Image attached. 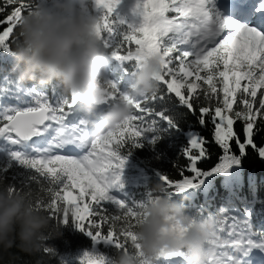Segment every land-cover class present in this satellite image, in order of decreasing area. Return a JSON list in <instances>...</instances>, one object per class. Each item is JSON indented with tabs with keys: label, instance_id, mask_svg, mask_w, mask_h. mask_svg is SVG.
Segmentation results:
<instances>
[{
	"label": "snow or ice",
	"instance_id": "obj_1",
	"mask_svg": "<svg viewBox=\"0 0 264 264\" xmlns=\"http://www.w3.org/2000/svg\"><path fill=\"white\" fill-rule=\"evenodd\" d=\"M85 2L111 53L105 106L127 99L124 89L145 53L160 58L159 87L97 135L76 94L15 77L19 18L36 2L0 0V184L30 197L35 185L37 207L58 224L72 220L91 240L80 264H111L117 250L139 249L132 229L152 180L163 182L184 212L214 218L209 264H264V176L258 181L244 167L249 149L264 160V0ZM145 148L150 155L129 164ZM174 226L183 227L179 220ZM42 253L56 254L48 245ZM141 264L149 262L141 257ZM153 264L186 260L178 250Z\"/></svg>",
	"mask_w": 264,
	"mask_h": 264
},
{
	"label": "clouds",
	"instance_id": "obj_2",
	"mask_svg": "<svg viewBox=\"0 0 264 264\" xmlns=\"http://www.w3.org/2000/svg\"><path fill=\"white\" fill-rule=\"evenodd\" d=\"M85 0H37L33 10L20 16L12 48V72L20 82L34 81L44 86L57 82L64 92L76 94L89 124L102 135L125 120L132 111V101L151 94L159 87L155 73L160 67L157 54H143L140 66L124 95L105 106L111 91L103 82L111 53L98 35L100 18L87 10ZM151 197L141 209L133 231L139 249L117 250L111 264H141V257L153 264L162 254L182 250L186 264H209L210 238L215 234L213 217H193L165 184L152 180ZM25 192H9L0 184V264L12 249L39 257L51 235H59L62 224L37 207ZM40 199H45L40 196ZM179 220L183 225L177 229ZM39 264V262H37Z\"/></svg>",
	"mask_w": 264,
	"mask_h": 264
},
{
	"label": "trees",
	"instance_id": "obj_3",
	"mask_svg": "<svg viewBox=\"0 0 264 264\" xmlns=\"http://www.w3.org/2000/svg\"><path fill=\"white\" fill-rule=\"evenodd\" d=\"M4 73L0 72V80H2ZM26 85L29 83H35L34 81H25L22 82ZM56 82L49 83L44 85L43 87H52V84ZM36 84V83H35ZM59 85V84H58ZM191 119V118H190ZM240 125H236L237 131H239ZM207 135V133H205ZM210 150L213 152H218L219 149L214 146H209ZM150 152L147 148L136 150L133 153V156L130 158L134 163L138 160L143 161V158L149 156ZM216 157L213 156V160ZM154 166H156L154 164ZM163 167H167V165H162ZM245 171H253L257 177V180L264 176V160L259 158H253L251 149H249V155L244 160ZM172 178H179L175 175V173H170ZM33 195L38 196L42 195L39 191H36V186L33 185ZM260 207L259 205L257 206ZM46 245L53 248L55 250V255L50 257H44L43 253L37 256H30L26 253L19 252L18 249H12V253H16L14 257H10L5 255V261H10V264H26L28 261L35 260L39 262L43 260V264H80L77 257L81 254L82 251L91 247V240L87 237L80 229H78L75 223L72 220H69L67 223L62 224L61 231L59 235L50 236L46 241ZM102 251H109L107 249H101ZM109 254H112L109 252Z\"/></svg>",
	"mask_w": 264,
	"mask_h": 264
},
{
	"label": "rangeland",
	"instance_id": "obj_4",
	"mask_svg": "<svg viewBox=\"0 0 264 264\" xmlns=\"http://www.w3.org/2000/svg\"><path fill=\"white\" fill-rule=\"evenodd\" d=\"M36 2H37V0H36ZM127 173H128V171L125 169V175H127Z\"/></svg>",
	"mask_w": 264,
	"mask_h": 264
}]
</instances>
